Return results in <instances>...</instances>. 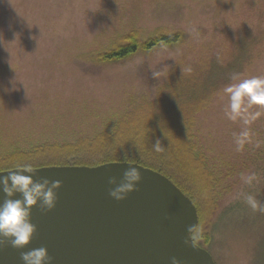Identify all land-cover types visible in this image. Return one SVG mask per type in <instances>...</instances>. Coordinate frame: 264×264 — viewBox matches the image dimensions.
<instances>
[{
	"label": "rangeland",
	"instance_id": "obj_1",
	"mask_svg": "<svg viewBox=\"0 0 264 264\" xmlns=\"http://www.w3.org/2000/svg\"><path fill=\"white\" fill-rule=\"evenodd\" d=\"M132 32L180 41L97 61ZM234 72L264 76V0H0V158L182 123L211 177L201 248L215 264H264V211L248 201L264 206V115L237 150L245 126L222 91Z\"/></svg>",
	"mask_w": 264,
	"mask_h": 264
},
{
	"label": "water",
	"instance_id": "obj_2",
	"mask_svg": "<svg viewBox=\"0 0 264 264\" xmlns=\"http://www.w3.org/2000/svg\"><path fill=\"white\" fill-rule=\"evenodd\" d=\"M128 165L141 172L138 191L116 202L108 196V179L119 180ZM36 170L34 181L62 182L56 206L46 215L38 206L32 209L37 227L32 241L21 250L0 248V264H22V251L41 246L53 264H170L171 257L180 264H215L192 240L198 226L194 205L161 174L127 163ZM3 199L0 191V203Z\"/></svg>",
	"mask_w": 264,
	"mask_h": 264
},
{
	"label": "trees",
	"instance_id": "obj_3",
	"mask_svg": "<svg viewBox=\"0 0 264 264\" xmlns=\"http://www.w3.org/2000/svg\"><path fill=\"white\" fill-rule=\"evenodd\" d=\"M135 32L121 40L110 52L100 54V64L118 63L136 53L153 52L160 48L179 44L180 36L157 35L140 43ZM179 123L175 135L170 134L174 127L165 121L163 126L155 125L144 134L137 133L139 128L131 124L116 135H101L92 142L86 140L74 145L44 146L30 152L13 153L0 158V172L9 171L14 165L30 163L35 169L47 167H98L111 163L135 164L167 178L194 205L198 216V227L192 235L193 242L209 244V236L201 232L206 219L214 210L211 197V177L204 166L203 159L197 157L189 137L181 132ZM149 135V136H148ZM159 141L162 152L153 146ZM201 247V246H200Z\"/></svg>",
	"mask_w": 264,
	"mask_h": 264
},
{
	"label": "clouds",
	"instance_id": "obj_4",
	"mask_svg": "<svg viewBox=\"0 0 264 264\" xmlns=\"http://www.w3.org/2000/svg\"><path fill=\"white\" fill-rule=\"evenodd\" d=\"M195 39L200 38V32L192 28ZM191 71V68L187 69ZM155 75V74H154ZM241 73H232L229 77L233 83L223 88V94L228 102L224 109V115L228 120H240L245 129L234 135L237 150L247 140L249 131L247 126L264 115V76H255L241 79ZM154 151L162 152L159 141L153 146ZM37 170L30 163L14 165L7 171V175H0V191L4 194L0 203V248L10 246L21 250L26 248L36 234L37 227L32 223V209L38 206L42 215L51 212L57 203V192L62 187L60 180L39 178L33 180ZM141 181V172L137 167L128 165L122 177L108 179V196L116 202L124 201L129 194L138 191L136 187ZM19 196L20 198H15ZM248 201L253 210L259 208L264 211L254 197L249 196ZM184 244L190 247L188 239ZM22 264H53V257L48 254L46 247L32 248L21 252ZM170 264H180L176 257L170 258Z\"/></svg>",
	"mask_w": 264,
	"mask_h": 264
}]
</instances>
